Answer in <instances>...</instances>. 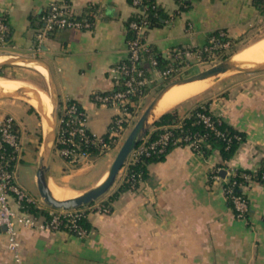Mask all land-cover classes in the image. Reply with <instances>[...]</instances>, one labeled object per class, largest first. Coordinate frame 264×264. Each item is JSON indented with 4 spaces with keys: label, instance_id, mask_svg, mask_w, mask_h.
Instances as JSON below:
<instances>
[{
    "label": "crops",
    "instance_id": "0c3cea01",
    "mask_svg": "<svg viewBox=\"0 0 264 264\" xmlns=\"http://www.w3.org/2000/svg\"><path fill=\"white\" fill-rule=\"evenodd\" d=\"M51 1L0 0V8L6 9L12 46L1 56L43 60L52 73L59 102H75L85 113L87 130L102 136L119 109L101 103L95 95L116 87L111 68L126 56V23L137 15L136 10L130 0H73L74 12L87 17L92 25L54 31L42 41L39 51H33L34 35L42 26L41 15ZM186 1L188 5L182 8L176 0H155L165 18L147 30L145 40L166 59L173 49L196 53L213 39L230 45L248 37V46L263 38L256 31L264 28V12L255 0ZM91 9L93 17L86 14ZM147 64L155 77L159 68L149 61ZM43 75L48 86L47 75ZM205 101L215 116L245 133L244 142L231 159L223 161L217 150L204 157L189 145L174 146L163 160L148 165L145 177L135 187L111 200L109 213H89L91 230L86 238L64 230L21 227L18 241L22 264H264V186L256 182L246 186L249 213L242 220L235 217L222 190L223 182L209 177L216 168L253 171L264 157V73L236 92L226 91ZM25 102L1 98L0 113L11 115L18 125L22 151L17 181L37 199L26 186L33 183L38 194L35 174L44 130L34 106ZM21 105L27 106L29 123L14 112V107ZM192 107L186 105L177 111L182 115ZM118 148L116 142L73 161L53 148L49 188L53 185L75 196L98 184ZM23 164L30 168L26 182L18 178V166ZM124 174L123 165L107 194ZM0 264H16L2 232Z\"/></svg>",
    "mask_w": 264,
    "mask_h": 264
},
{
    "label": "built area",
    "instance_id": "2783aa9c",
    "mask_svg": "<svg viewBox=\"0 0 264 264\" xmlns=\"http://www.w3.org/2000/svg\"><path fill=\"white\" fill-rule=\"evenodd\" d=\"M73 0H52L47 12L41 15L42 26L34 35L35 45L33 51H39L42 41L48 34L65 28H89L92 22L86 17H79L72 9ZM132 7L136 10L137 19L129 22L130 29L133 30L132 38L126 40V56L125 58L111 68L116 85L120 88L114 89L106 93L95 95V99L101 103L111 104L119 109L118 114L113 117L109 127V137L112 142H118V139L124 131V124L128 117L126 106L132 104L131 97H139L142 95L144 86L148 83L139 63L142 60V53L148 52L149 48L145 40L146 11L154 7L155 0H131ZM93 17L92 9L86 13ZM10 29L8 26L6 9L0 8V55L11 49L9 44ZM212 43L203 47V51L213 47V45L224 46L228 43H222L213 39ZM190 51L185 49H173L170 57L175 61H180L184 56H188ZM149 61L152 65L156 61L151 57ZM174 66L169 65L165 69L156 71L157 76L165 78L171 75ZM60 115L57 117L56 136L53 148H55L62 157L68 160H75L80 156L87 155L89 152L85 149L90 147L103 151L109 148V142L105 141L102 136L91 134L86 128V116L80 107L73 101L63 102L59 109ZM202 122L211 128L212 122L210 117L205 114H198ZM166 127V126H165ZM166 127L159 137L153 141L147 142L146 135L139 144L131 151L125 163L134 161L139 155H149L152 152H162L169 143L176 144L180 139L188 141L189 145L196 151L197 144L202 140L201 134H192L183 138L170 139L171 131ZM85 147V148H83ZM22 144L18 125L15 119L8 114L0 113V232L6 236V247L11 253L16 264H22L20 254L18 233L21 227L49 230H63L66 226L72 231V235L77 238H86L88 232L80 226L77 220L88 209L96 212L107 213L100 200H96L88 205L71 208V209H55L49 206H43L41 201L31 196L17 181V163L20 159ZM197 152V151H196ZM223 172V175L221 174ZM235 170H224L216 168L211 172V178L215 181L227 182V176L234 174ZM140 173L136 174L138 182L140 181ZM135 175L131 176L130 187L133 188L136 182ZM243 187V194H234L232 188L222 187L224 195L230 198L233 213L238 219H246L249 213V202L245 196L246 186ZM28 204H34L38 208L46 209L48 219L39 220L38 217L28 213L25 207Z\"/></svg>",
    "mask_w": 264,
    "mask_h": 264
},
{
    "label": "trees",
    "instance_id": "16d2710c",
    "mask_svg": "<svg viewBox=\"0 0 264 264\" xmlns=\"http://www.w3.org/2000/svg\"><path fill=\"white\" fill-rule=\"evenodd\" d=\"M176 1L180 4L182 8L188 5V2L186 0H176ZM255 3L256 5L260 6L261 11L264 12V5L261 6L264 3V0H255ZM82 16L83 15L79 14L78 18ZM164 18L165 15L163 14L162 10L159 8L157 4H155L154 7H151L150 5L149 9L146 11L145 14V19L147 20V24H146L147 30L153 26H158L162 24ZM132 20H138L137 15H134V17L129 19L126 23L127 39L132 38L134 35L133 30L130 29L129 27V22ZM8 36L10 38V32ZM214 36L222 38L223 41V37L220 36L219 34L215 33ZM148 48H149L148 52L144 51L142 53V60L139 63L140 68H142L145 76L149 80L148 83L143 88L142 91L143 95L154 84V82L160 80H167L166 78L154 79V77L151 76V69L147 64L149 61L148 56H151L156 61V64L153 65V67L159 68L161 70L167 68L169 65H173L174 67H176V63H178V61L173 60L172 57L166 59L160 53L155 51L153 48L149 46ZM201 51L204 52L203 50ZM1 74L2 73L0 72V75ZM23 77L25 79H29L30 81L31 80L33 81L32 77L26 74ZM120 86L121 85L117 84L115 89L120 88ZM131 101L132 104H127L126 106L127 109L126 111L129 114V116L133 114L134 109L137 106L136 104L138 101V97L136 96L131 97ZM60 105L61 103L59 102V107ZM200 113L208 115L210 117L213 128L206 126L202 122V120L198 115ZM59 115L60 113L58 111L57 117H59ZM165 126L168 127L167 129L169 131H171V135H170L171 140L175 138H183L188 135L192 136V134L194 133L201 134L202 140L197 144L196 151L202 154L204 157H206L212 150H217L223 161L231 159L238 150L239 146L245 140L244 132L238 130L233 125L221 119L220 117L215 116L210 111L208 101L197 102L189 111H187L185 114L182 115H180L176 109L169 111L167 110L158 117V119L152 125L151 129H149V131L146 133V141L150 142L157 139L159 135L166 130ZM108 131L106 134L102 135V137L104 138L105 141L109 142L110 146H113L114 142H112L111 138L109 137ZM187 143L188 141H184L183 139H180L176 144H171V143L167 144L162 152H152L149 155L141 154L134 161L125 163L124 164L125 174L121 182L116 186V188L112 192L99 198L100 203L105 208H107V213H109L111 210L110 208L111 200L121 191H125L131 188L130 181L132 175H135L136 178L135 179L136 182L134 184L135 187L139 180L136 177L137 173H140L141 175L140 180H142L147 173V167L149 164L163 160L167 152H169L170 149H172L174 146L186 145ZM85 150H87L89 153L98 152V150L94 147H90ZM209 177L211 178V173ZM249 182H256L264 186V157L260 159L258 166L253 171H250L248 169H236L235 173L228 177L227 182L224 183L223 186L232 188L234 194H243L242 186H247ZM226 198L229 205L232 208L230 198L229 197ZM25 210L36 217H41L43 220L49 218L46 209L38 208L34 204H28L25 207ZM90 212L92 211L87 209L82 214V216L77 220L78 224L82 226L84 229H86L88 234L90 233L91 230L88 220V215ZM63 230L72 233V231L66 226L63 227Z\"/></svg>",
    "mask_w": 264,
    "mask_h": 264
},
{
    "label": "water",
    "instance_id": "95a60500",
    "mask_svg": "<svg viewBox=\"0 0 264 264\" xmlns=\"http://www.w3.org/2000/svg\"><path fill=\"white\" fill-rule=\"evenodd\" d=\"M15 63H37L42 65L46 70V75L48 79V92L52 104V110L50 113L51 120L49 121L48 128L46 129L42 137V150L38 160V165L35 175H36V188L40 199L45 205L55 209L79 208L88 205L107 194V192L113 186L120 169L125 164V161L129 156V154L131 153V151L139 144V142L143 139V137L152 127L154 122L161 115L160 114L155 116L152 114L153 109L156 106L157 102L164 95V93L174 85H180L196 80L206 79L209 77H215L229 71L255 72V71L264 70V61L261 63L253 64L251 66H240L232 62L230 56L202 71H199L198 73L167 82L153 97V99L149 102V104L145 107L143 112L140 114L136 122L133 124V126L125 136L124 140L120 144L109 166V169L104 179L100 181L98 184L79 193L78 195L68 197L65 199H59L52 194L47 182L48 172H49V156L51 150L53 149V145L55 141L57 116L59 109V100L55 90L52 73L48 65L43 60L35 57H27L21 55H15L6 58V60L0 62V67ZM4 97H13V96L9 94H0V98H4ZM37 111L40 112L39 110Z\"/></svg>",
    "mask_w": 264,
    "mask_h": 264
},
{
    "label": "rangeland",
    "instance_id": "374dc122",
    "mask_svg": "<svg viewBox=\"0 0 264 264\" xmlns=\"http://www.w3.org/2000/svg\"><path fill=\"white\" fill-rule=\"evenodd\" d=\"M257 35H262L264 37V28H262L260 31L257 30ZM256 32H253L252 35ZM251 35V36H252ZM250 38V37H249ZM248 37L242 38L240 41L234 42L230 45L225 44L224 46L221 45H213V47L206 49V51L202 52L201 50L196 51V53H191L188 56H184L178 63H176V67H174V71L171 75L165 77L167 80H160L157 82H154V84L147 90V92L141 96L138 97L137 101V106L134 109L133 114H131L128 117H125L127 121L125 122L124 126V131L120 138L118 139V144L122 143L124 140L125 136L133 126V124L136 122L137 118L140 116V114L143 112L145 107L149 104V102L153 99V97L158 93V91L169 81L182 78V77H187L189 75L198 73L199 71H202L228 57L233 55L235 52L238 50H241L243 47H245L248 44ZM6 60L3 56L0 55V62ZM32 67V68H31ZM0 72L2 73L0 76L1 77H6L10 78L13 80L21 81L22 84L25 83L26 86H33L35 88H41L45 90L48 95V86L44 82L46 81V76L41 74L39 71H37L35 68H33L32 65H29L27 63H15V64H9L6 66L0 67ZM264 73V70L260 71H255V72H240V71H229L224 74H220L218 76L212 77L209 80V87L194 95L193 97H190L177 105L173 106L169 110L173 109H180L186 105H192L194 106L197 102L205 101L207 100L210 96L216 95V94H221L223 92H236L240 90L241 88L244 87L246 83H248L251 79L254 77H257L258 75H261ZM31 76L33 81L29 79H25L23 76L24 75ZM155 78H160L159 76H155ZM29 84V85H28ZM11 98H17L21 99L22 101L25 102L24 99L19 98V97H11ZM1 100V98H0ZM27 103V102H25ZM34 109L35 113L38 115L40 119V123L42 125V128L45 133V128H44V122L43 118L40 113L35 108ZM168 110V111H169ZM14 112L21 117L23 120L26 121L27 117V106L21 105L20 107H14ZM162 114V113H161ZM28 122V121H26ZM29 123V122H28ZM29 127L32 129V125L29 124ZM151 129V128H150ZM41 140V138H40ZM106 150V149H105ZM30 172V168L27 167L25 164L18 166V178L19 181L23 180L24 182L29 181L28 180V174ZM30 176V175H29ZM26 188L32 192L33 195H36L38 199L41 201L42 205H45L42 200L40 199L39 195L36 193L35 194V185L33 183H28ZM30 194V193H29ZM32 194V193H31ZM30 194V195H31ZM72 195V194H71ZM47 206V205H46Z\"/></svg>",
    "mask_w": 264,
    "mask_h": 264
},
{
    "label": "bare ground",
    "instance_id": "6f19581e",
    "mask_svg": "<svg viewBox=\"0 0 264 264\" xmlns=\"http://www.w3.org/2000/svg\"><path fill=\"white\" fill-rule=\"evenodd\" d=\"M231 61L240 66H251L253 64L263 62L264 37L235 52L231 55ZM27 64L32 65L33 68L40 73L46 74V70L42 65L37 63ZM210 78L212 77L185 84L174 85L160 98L154 107L152 114L155 116L160 115L178 103L206 90L209 87ZM0 94H9L29 102L40 111L39 113L43 118L45 130L48 128L49 121L51 120L50 113L52 110V104L50 97L45 90L35 88L33 86L31 87L30 85L26 86L25 83L22 84L21 81H15L13 79L0 76ZM50 190L52 194L59 199H65L73 196L71 195L72 193L53 185L50 186Z\"/></svg>",
    "mask_w": 264,
    "mask_h": 264
}]
</instances>
